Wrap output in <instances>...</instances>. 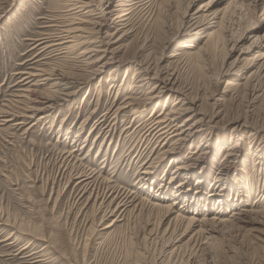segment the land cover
<instances>
[{
	"label": "rangeland",
	"instance_id": "obj_1",
	"mask_svg": "<svg viewBox=\"0 0 264 264\" xmlns=\"http://www.w3.org/2000/svg\"><path fill=\"white\" fill-rule=\"evenodd\" d=\"M146 1L126 36L98 9L89 41L57 56L39 39L77 0H0V264H264V0ZM86 45L103 51L95 63ZM53 66L75 94L21 115L24 89L43 99L60 88L24 73ZM150 93L160 97L146 104ZM132 98L134 119L126 107L114 120ZM181 104L201 133L162 155L141 127Z\"/></svg>",
	"mask_w": 264,
	"mask_h": 264
},
{
	"label": "bare ground",
	"instance_id": "obj_2",
	"mask_svg": "<svg viewBox=\"0 0 264 264\" xmlns=\"http://www.w3.org/2000/svg\"><path fill=\"white\" fill-rule=\"evenodd\" d=\"M94 1H96V2H94ZM71 2H73V1H71ZM113 2H115L114 5H113ZM147 3H148V1H146V0H79V1L77 0V4H72L69 2V4L67 5L68 14L67 15L65 14V17H64V19H66V16H68V19H67L68 23L63 25L62 28H59L58 31L56 30V32H54V33H45V36H42L39 39V41H40L39 44L44 43L45 45L43 48L50 49L51 51L48 53L56 52L55 54L57 56L64 55V54L66 56L67 54L77 52L76 50L82 48L85 45V43L88 42L89 39L92 37V36H90V33H89L90 28L86 24L89 22V20L87 21L86 17L90 16L91 14L93 15V14H98V13H103V15L104 14H109V15L117 14L118 18L115 19V21H114L115 28L117 30L116 32H120L121 37L126 36L133 29L134 24L132 22H133L135 14L138 13L140 10H142L147 5ZM111 6L113 7L112 9H110ZM98 9H99V12L95 13V11ZM107 9H109V10H107ZM143 11H144V9H143ZM90 17H92V16H90ZM97 25L98 26L100 25L101 28L99 27V29H102V27L104 26V22L103 23L97 22ZM52 26H54V25H52ZM54 30H55V28H54ZM98 35H100V34H98ZM212 35H214V31L208 32L206 34V36H210V37ZM96 38H98V37H96ZM100 39H101V37H100ZM100 39L95 40L94 42H97V43L101 42ZM102 40H104V39H102ZM182 46L190 48V47H193L194 45L192 43H183ZM96 47L97 46L92 45L93 49L88 50L89 46L86 45V47L83 50H81L80 53L82 56H85L86 54L90 53L92 50L94 51L93 55H92V53L90 55H88V57H89V59H91V61L87 62V63H92V62L95 63L99 59L98 58L99 54L101 52H103V51L98 50ZM105 47L107 48V46H105ZM186 53L191 57L194 56V59H196V57L198 55V51H190V50L179 51V50H176V51H174L172 57L173 58L179 57L180 55H184ZM94 58H98V59L93 61L92 59H94ZM107 64H109V62L104 61L99 66L105 67V66H107ZM117 69L118 68L116 67L113 69V71H116ZM113 71L111 72V75H114ZM101 72H102V69L97 68L94 70L93 76L94 75H101ZM24 74H26V76L24 77V80L25 79L27 80L25 83H28V82L30 83V81L31 80L33 81L34 78H38V80L39 79L46 80L45 83L51 82V84H53L54 87L60 85V88L58 87L54 90H50V94L45 95L43 97V99H38L36 97L37 91L34 89H30V88L24 89L23 93L18 95V96H20V98L23 97V98L27 99V104H24V106L21 107L20 110L27 112V114H21V115L27 116L28 118L29 117L33 118L42 112L46 113V111H48V110L56 107L57 105H59L60 100L67 101V100L71 99L72 96L75 94V91L67 90V89L71 88L70 84H73L70 80H68V79H70V77H69L70 75L67 76L64 71H62L61 69H57L54 66L49 67V68H45V67L44 68H38L34 72L29 71V72H25ZM38 80H36V82ZM59 80H60V82H59ZM61 81H64V82L61 83ZM139 81H140V83L137 82L138 84L135 85L137 88L144 86L143 78L140 79ZM231 84H234V83H231ZM61 86H64V87L62 88ZM165 86H166V84H164V87ZM64 88L67 91L64 93H61L60 90H62ZM158 92H160V91H158ZM61 94H63L64 97H61ZM159 97H160V93H150V95L147 97V99L144 100V103L149 104L150 102H153L154 100L158 101ZM135 99L136 98H132L131 100H128L127 102L125 101L124 104L121 105L120 107L118 106L113 111V114H112L114 120H116L118 118L119 112L125 110L126 107L127 108L130 107V110H131L130 121H131V119L133 120L134 115L137 114L138 107H139L138 105H136L137 103H136ZM19 102H22V101H19ZM179 102H180V99H178L176 101V104ZM182 106L183 105L181 104L179 106L172 107L169 111L159 113L158 115L157 114L154 115L155 113H150L149 117L146 118L145 122L143 123V125L141 127V131L144 130L141 133L142 137L145 135L146 132H147V135H150L151 133H153L152 139H154V143H156L157 145H161L160 151L162 149V151H161L162 155H164L166 153H170V152L179 151L181 149V145H178V144H182V143H185L187 141H191L193 136H196L199 133H201V129L198 126L200 119L194 120V116H191V115L186 116L185 114L190 112L191 109H189V107H182ZM152 108H154V107H152ZM3 113H4V111H3ZM16 113H13V114L11 113V115H7V111H5L4 115H2V116L4 118L6 116H9L6 120V121H8V120L12 119V118L10 119V117L17 116L18 113L17 114ZM21 113H23V112L21 111ZM21 115H19V116H21ZM135 118H136V116H135ZM104 119L102 120V122L104 121ZM20 123H24V122H20ZM114 123L115 122H113V124ZM100 124H101V122H100ZM140 138H141V135H140ZM169 142L173 143V145L170 144V146H166ZM237 145H238L237 141L233 142V147H235V146L237 147ZM229 148H231V147H229ZM199 150L197 149V151H199ZM208 154H209L208 151L207 152L203 151V153L201 152L196 156L195 160L196 161L202 160V162H204L205 160H207V158L209 159ZM157 156H160V155H157ZM186 167L189 168V167H191V165L190 164H186L185 166L177 165L176 169H181V168H186ZM202 167H204V166H202ZM147 172L148 171H146V173ZM150 172L151 171H149V173ZM84 173L79 174L77 176V177L84 176L80 181H78L79 183L82 182L83 180H86L89 178V176L87 174H84ZM144 173H145V171H144ZM219 174H220L219 179H217V181L220 180L221 176H223V177L226 176V174L223 175L224 174L223 172L219 173ZM172 178L173 177H171V179ZM215 180H216V176H215ZM179 186H181V183L179 184ZM196 192H199V191H196ZM155 195H157V194H155ZM261 197H262V194L260 195V198ZM148 202H149V200L147 199V201H145L146 205L150 204V206H152L153 209H157V210H161V211L165 210L167 212H171V204L170 205H161L160 203H152V202L148 203ZM122 204H125V203H122ZM175 217L177 220H179L181 218L179 216H175ZM195 219L196 218H194V216L191 215V217H189V219L187 221L189 224H192L193 222H195ZM200 222H202V221H200ZM105 228H108V226H106Z\"/></svg>",
	"mask_w": 264,
	"mask_h": 264
}]
</instances>
